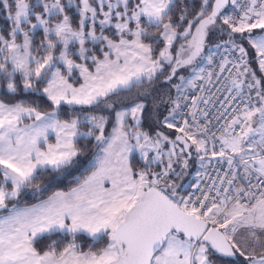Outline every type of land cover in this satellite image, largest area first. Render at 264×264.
<instances>
[{"label":"snow or ice","instance_id":"obj_1","mask_svg":"<svg viewBox=\"0 0 264 264\" xmlns=\"http://www.w3.org/2000/svg\"><path fill=\"white\" fill-rule=\"evenodd\" d=\"M0 14V264H264V0Z\"/></svg>","mask_w":264,"mask_h":264},{"label":"trees","instance_id":"obj_2","mask_svg":"<svg viewBox=\"0 0 264 264\" xmlns=\"http://www.w3.org/2000/svg\"><path fill=\"white\" fill-rule=\"evenodd\" d=\"M73 13H75V9L73 10V9H71L70 10V12H69V14L71 15V14H73ZM6 27V23H5V20H4V15L3 14H0V28H5ZM212 41H215L216 39H217V37H215V36H213V37H211L210 38ZM133 91H135V89L133 90ZM19 98H22V99H25V100H28V101H33V100H36L37 99V97L35 96V95H23V96H21V97H19ZM42 104H46V101H40ZM65 107H67V106H65ZM148 111H149V109H148ZM148 111H146V113H145V120H144V123L145 124H148V125H152L151 124V122L149 121V119H148ZM110 125L111 124H109V126H108V128L110 127ZM143 127L145 128V125L143 124ZM150 131V130H149ZM137 160H138V156H137ZM32 201H34L33 199H32V197H31V195H25V196H23V198L21 199V203H28V202H32ZM55 238V237H54ZM66 242V241H65ZM44 243H46V242H44ZM78 243H82V245H83V247L84 248H87L88 247V244L89 243H91V241H90V239L89 238H87V237H82L81 238V240H79L78 241ZM41 246H43V244L41 245ZM232 259H234V258H232Z\"/></svg>","mask_w":264,"mask_h":264},{"label":"rangeland","instance_id":"obj_3","mask_svg":"<svg viewBox=\"0 0 264 264\" xmlns=\"http://www.w3.org/2000/svg\"><path fill=\"white\" fill-rule=\"evenodd\" d=\"M64 2L66 3L67 2V0H64ZM73 10L75 9L74 7L72 8ZM41 33L40 32H37L36 33V40H37V42H39V39L41 38ZM162 79V78H161ZM149 103V111H148V114H149V112L151 111V101H149L148 102ZM144 125H145V128H144V130H146V131H151L152 129H153V125H148V124H145L144 123ZM137 156H138V154H137ZM192 164H193V167H192V169H191V171L194 173L195 172V170H196V165H195V161H192ZM193 178H194V176H189L186 180H185V183L187 184V183H189L191 180H193ZM24 203V202H23ZM22 203V204H23Z\"/></svg>","mask_w":264,"mask_h":264},{"label":"crops","instance_id":"obj_4","mask_svg":"<svg viewBox=\"0 0 264 264\" xmlns=\"http://www.w3.org/2000/svg\"><path fill=\"white\" fill-rule=\"evenodd\" d=\"M110 129H111V125H110V127H109V131H110ZM194 179V178H193ZM192 181V180H191ZM35 201H32V202H28V203H34Z\"/></svg>","mask_w":264,"mask_h":264},{"label":"built area","instance_id":"obj_5","mask_svg":"<svg viewBox=\"0 0 264 264\" xmlns=\"http://www.w3.org/2000/svg\"><path fill=\"white\" fill-rule=\"evenodd\" d=\"M225 167H226V165H225ZM188 190H189V191H191V189H190V188H189Z\"/></svg>","mask_w":264,"mask_h":264}]
</instances>
